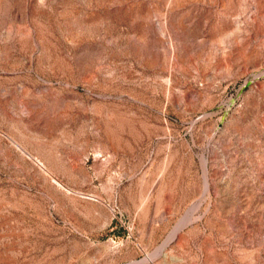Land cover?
<instances>
[{"label":"rangeland","instance_id":"374dc122","mask_svg":"<svg viewBox=\"0 0 264 264\" xmlns=\"http://www.w3.org/2000/svg\"><path fill=\"white\" fill-rule=\"evenodd\" d=\"M0 264H264V0H0Z\"/></svg>","mask_w":264,"mask_h":264},{"label":"bare ground","instance_id":"6f19581e","mask_svg":"<svg viewBox=\"0 0 264 264\" xmlns=\"http://www.w3.org/2000/svg\"><path fill=\"white\" fill-rule=\"evenodd\" d=\"M206 173H207V172H206ZM208 188H209V185H208V183H207L206 191L209 190ZM191 210H192V209H191ZM176 228H177V227H176ZM175 234H176V233H174V235H175ZM174 235H173V236H174ZM171 239H172V237H171ZM168 243H169V242H168Z\"/></svg>","mask_w":264,"mask_h":264}]
</instances>
